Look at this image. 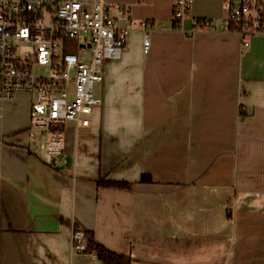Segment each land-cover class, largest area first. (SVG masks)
<instances>
[{
	"label": "crops",
	"instance_id": "1",
	"mask_svg": "<svg viewBox=\"0 0 264 264\" xmlns=\"http://www.w3.org/2000/svg\"><path fill=\"white\" fill-rule=\"evenodd\" d=\"M108 1L151 22L150 50L134 28L105 63L61 167L29 137L33 97L0 100V264H103L71 254L76 230L130 264H264V34L224 31L225 0H194L183 30L174 0Z\"/></svg>",
	"mask_w": 264,
	"mask_h": 264
},
{
	"label": "built area",
	"instance_id": "2",
	"mask_svg": "<svg viewBox=\"0 0 264 264\" xmlns=\"http://www.w3.org/2000/svg\"><path fill=\"white\" fill-rule=\"evenodd\" d=\"M193 3L174 0L176 29L183 30ZM224 11V31L236 33L243 47L264 34L261 0H225ZM150 23L135 20L130 5L107 0H0V100L33 97L28 134L47 166L63 165L68 124L89 127L92 112L103 103L95 91L104 81L103 67L121 58L132 29L144 32L148 54ZM195 27L216 25L201 20ZM88 239L86 232L74 231L71 254H89Z\"/></svg>",
	"mask_w": 264,
	"mask_h": 264
},
{
	"label": "trees",
	"instance_id": "3",
	"mask_svg": "<svg viewBox=\"0 0 264 264\" xmlns=\"http://www.w3.org/2000/svg\"><path fill=\"white\" fill-rule=\"evenodd\" d=\"M146 179H148V182L152 181L150 176L149 178H147V176H143L141 182H146ZM98 185L99 187H110L119 189H128L131 186L129 183L126 182H106L104 179H99ZM87 235L89 238L88 251L89 253L94 252L100 262H102L103 264H130L129 258L124 255H118L114 252L107 250L105 247L96 243L92 234L87 233Z\"/></svg>",
	"mask_w": 264,
	"mask_h": 264
},
{
	"label": "rangeland",
	"instance_id": "4",
	"mask_svg": "<svg viewBox=\"0 0 264 264\" xmlns=\"http://www.w3.org/2000/svg\"><path fill=\"white\" fill-rule=\"evenodd\" d=\"M108 1V0H107ZM225 17H226V15H225ZM138 29H139V27H137ZM96 92H97V88H96V90H95Z\"/></svg>",
	"mask_w": 264,
	"mask_h": 264
}]
</instances>
